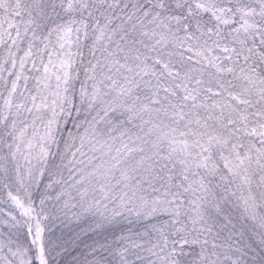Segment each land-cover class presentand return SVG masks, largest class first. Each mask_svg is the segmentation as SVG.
<instances>
[{
    "label": "snow or ice",
    "instance_id": "1",
    "mask_svg": "<svg viewBox=\"0 0 264 264\" xmlns=\"http://www.w3.org/2000/svg\"><path fill=\"white\" fill-rule=\"evenodd\" d=\"M0 264H264V0H0Z\"/></svg>",
    "mask_w": 264,
    "mask_h": 264
}]
</instances>
